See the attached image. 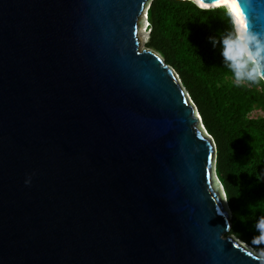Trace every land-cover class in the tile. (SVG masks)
I'll return each mask as SVG.
<instances>
[{
  "label": "water",
  "instance_id": "1",
  "mask_svg": "<svg viewBox=\"0 0 264 264\" xmlns=\"http://www.w3.org/2000/svg\"><path fill=\"white\" fill-rule=\"evenodd\" d=\"M151 1L0 0V264H264L227 234L194 104L140 46ZM237 2L264 34V0Z\"/></svg>",
  "mask_w": 264,
  "mask_h": 264
},
{
  "label": "trees",
  "instance_id": "2",
  "mask_svg": "<svg viewBox=\"0 0 264 264\" xmlns=\"http://www.w3.org/2000/svg\"><path fill=\"white\" fill-rule=\"evenodd\" d=\"M144 45L177 76L215 146L214 172L227 201L228 236L253 245L254 223L264 216V85L234 84L209 37L230 28L225 9H198L187 0H152L146 9Z\"/></svg>",
  "mask_w": 264,
  "mask_h": 264
},
{
  "label": "clouds",
  "instance_id": "3",
  "mask_svg": "<svg viewBox=\"0 0 264 264\" xmlns=\"http://www.w3.org/2000/svg\"><path fill=\"white\" fill-rule=\"evenodd\" d=\"M190 2L201 9L208 7L203 0ZM225 15L231 27L208 38L212 47L216 48L219 45L222 64L230 70L235 85L239 86L242 83L264 85V75H262L264 73V34L257 33L250 27L234 2L227 4ZM147 27L145 31L148 32ZM175 78L178 79L176 75ZM254 177L258 182L264 179V168H261L259 173L256 172ZM30 182L31 176H26L24 184L28 185ZM216 187L221 199L226 202L227 198L219 180ZM254 227L257 235L252 237L251 243L264 244V216L257 217ZM258 251L261 256H264V248Z\"/></svg>",
  "mask_w": 264,
  "mask_h": 264
},
{
  "label": "bare ground",
  "instance_id": "4",
  "mask_svg": "<svg viewBox=\"0 0 264 264\" xmlns=\"http://www.w3.org/2000/svg\"><path fill=\"white\" fill-rule=\"evenodd\" d=\"M233 2L237 5V8H238L237 0H221V1H218V2H214V3H205V4L208 5V7L204 8V9H209V8H214V7H221V6L226 7L228 3H233ZM238 10H239V8H238ZM146 26H147V24L142 21V25L140 26V29H139V35L140 34L141 35L144 34V28ZM142 41H143V39H142Z\"/></svg>",
  "mask_w": 264,
  "mask_h": 264
},
{
  "label": "rangeland",
  "instance_id": "5",
  "mask_svg": "<svg viewBox=\"0 0 264 264\" xmlns=\"http://www.w3.org/2000/svg\"><path fill=\"white\" fill-rule=\"evenodd\" d=\"M139 37H140V40H141V48H143L144 49V45H145V43L147 42V39H148V32L147 31H145V28H144V34H140L139 35ZM142 39H143V41H142ZM224 205H225V202H224Z\"/></svg>",
  "mask_w": 264,
  "mask_h": 264
},
{
  "label": "flooded vegetation",
  "instance_id": "6",
  "mask_svg": "<svg viewBox=\"0 0 264 264\" xmlns=\"http://www.w3.org/2000/svg\"><path fill=\"white\" fill-rule=\"evenodd\" d=\"M178 80V79H177Z\"/></svg>",
  "mask_w": 264,
  "mask_h": 264
}]
</instances>
